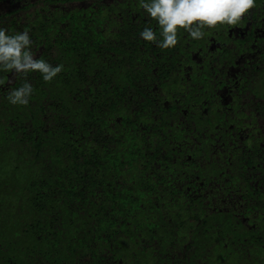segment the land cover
<instances>
[{
  "label": "trees",
  "instance_id": "trees-1",
  "mask_svg": "<svg viewBox=\"0 0 264 264\" xmlns=\"http://www.w3.org/2000/svg\"><path fill=\"white\" fill-rule=\"evenodd\" d=\"M153 23L139 0L0 13L63 66L0 70V264H264V157L214 150L209 125L155 99L173 52L141 39H161Z\"/></svg>",
  "mask_w": 264,
  "mask_h": 264
},
{
  "label": "flooded vegetation",
  "instance_id": "flooded-vegetation-1",
  "mask_svg": "<svg viewBox=\"0 0 264 264\" xmlns=\"http://www.w3.org/2000/svg\"><path fill=\"white\" fill-rule=\"evenodd\" d=\"M23 3L17 0L10 9ZM4 7L0 6V13L10 10ZM152 25L158 28L157 23ZM201 31L203 37L193 39L180 30L177 44L165 48L173 57L165 64L167 73L160 80L163 87L154 88L155 99L179 109V124L209 125L214 150L225 151L227 156L246 152L252 157L259 151L263 158L264 0H255L236 25Z\"/></svg>",
  "mask_w": 264,
  "mask_h": 264
},
{
  "label": "clouds",
  "instance_id": "clouds-1",
  "mask_svg": "<svg viewBox=\"0 0 264 264\" xmlns=\"http://www.w3.org/2000/svg\"><path fill=\"white\" fill-rule=\"evenodd\" d=\"M140 7L159 26V35L146 27L140 33L144 41L157 42L161 48L177 44V33L187 31L193 39L203 37L202 28L217 25H236L254 7L255 0H139ZM31 40L27 32L8 34L0 28V70H12L26 75L39 72L44 81L52 80L62 71V65L52 66L43 59H34L30 51ZM32 86L25 83L9 93L13 105H27Z\"/></svg>",
  "mask_w": 264,
  "mask_h": 264
},
{
  "label": "rangeland",
  "instance_id": "rangeland-1",
  "mask_svg": "<svg viewBox=\"0 0 264 264\" xmlns=\"http://www.w3.org/2000/svg\"><path fill=\"white\" fill-rule=\"evenodd\" d=\"M16 3H17V0H3V1H0V6L5 5L4 10H8L11 7H13ZM81 4L82 3H80V2L74 3V5L77 7L80 6Z\"/></svg>",
  "mask_w": 264,
  "mask_h": 264
}]
</instances>
